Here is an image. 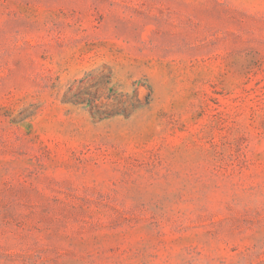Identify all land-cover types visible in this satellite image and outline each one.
Returning a JSON list of instances; mask_svg holds the SVG:
<instances>
[{
  "label": "rangeland",
  "instance_id": "rangeland-1",
  "mask_svg": "<svg viewBox=\"0 0 264 264\" xmlns=\"http://www.w3.org/2000/svg\"><path fill=\"white\" fill-rule=\"evenodd\" d=\"M0 264H264V0H0Z\"/></svg>",
  "mask_w": 264,
  "mask_h": 264
}]
</instances>
